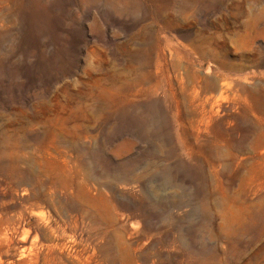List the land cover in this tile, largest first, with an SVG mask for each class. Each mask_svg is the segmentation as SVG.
<instances>
[{
    "label": "rangeland",
    "instance_id": "obj_1",
    "mask_svg": "<svg viewBox=\"0 0 264 264\" xmlns=\"http://www.w3.org/2000/svg\"><path fill=\"white\" fill-rule=\"evenodd\" d=\"M17 192L101 264H264V0H0V218Z\"/></svg>",
    "mask_w": 264,
    "mask_h": 264
},
{
    "label": "bare ground",
    "instance_id": "obj_2",
    "mask_svg": "<svg viewBox=\"0 0 264 264\" xmlns=\"http://www.w3.org/2000/svg\"><path fill=\"white\" fill-rule=\"evenodd\" d=\"M210 71L211 64L207 63L205 65V73H210ZM38 184L43 185L50 194H55L52 182L40 177ZM15 195L16 198L14 200H25L27 205L25 210L19 213L16 220H4V217L1 216L0 242L9 238V235L12 236V239L8 240L13 242L15 236L12 232H14L17 236V245H20L23 253L28 256L25 260L26 264H101L97 249L94 248L93 253H90L84 246L86 242L84 235L87 230H82L78 217L60 219V221L52 220V217H48L45 212L40 210L41 204L29 203L31 199H39L40 196L35 195L32 198L28 194H23L19 197L18 192ZM84 217L81 218L85 220ZM34 218L39 221L38 228L40 233L34 229V223L32 222ZM39 234L45 242L39 241ZM65 252L68 253L67 256Z\"/></svg>",
    "mask_w": 264,
    "mask_h": 264
}]
</instances>
